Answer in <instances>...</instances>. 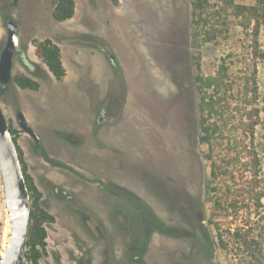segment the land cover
Segmentation results:
<instances>
[{
  "label": "rangeland",
  "instance_id": "obj_1",
  "mask_svg": "<svg viewBox=\"0 0 264 264\" xmlns=\"http://www.w3.org/2000/svg\"><path fill=\"white\" fill-rule=\"evenodd\" d=\"M57 2L19 0L15 6L0 0V54L7 21L14 19L21 49L13 77L38 83L35 90L23 89L12 79L0 87V104L39 205L52 217L44 224L45 251L28 248L24 264H34V256L37 264H240L218 246L217 232L233 231L250 217L217 213L207 193L210 163L200 141L197 81L214 75L224 60L242 81L249 70L242 62L240 8L257 1L221 0L227 26L212 42L196 38L191 0H75L74 16L63 22L53 18ZM218 2L212 0L213 6ZM261 35L260 42L264 29ZM45 40L60 47L62 81L36 55ZM21 53L37 65L36 75ZM256 79L261 99L263 61ZM18 112L39 143L20 127ZM262 134L257 127L264 176ZM51 185L72 193L76 205L55 195ZM140 203L165 226L149 240L131 206ZM6 216L0 176V247Z\"/></svg>",
  "mask_w": 264,
  "mask_h": 264
},
{
  "label": "trees",
  "instance_id": "obj_2",
  "mask_svg": "<svg viewBox=\"0 0 264 264\" xmlns=\"http://www.w3.org/2000/svg\"><path fill=\"white\" fill-rule=\"evenodd\" d=\"M109 1L113 4L119 2ZM256 1L253 7L240 8L241 26L246 34L242 62L244 68H247L245 70H249L244 73L242 81L239 83L234 78L225 60L214 75L200 76L197 81L200 93V141L208 146L205 157L210 163L207 193L212 196L217 213L230 216L244 211L250 217L245 224L233 231L219 228L217 232L218 246L238 258L240 264H264V176L256 144V130L261 126L264 148V96L260 99L256 79L258 62H264V38L260 42L264 29V0ZM191 3L196 38L199 37L204 42L215 41L227 26L222 6L226 3L222 4L221 0L217 6H213L212 0H191ZM74 13L75 0H58L53 18L56 22H63L71 19ZM36 55L43 60L57 81L64 79L66 71L57 44L52 40L40 42ZM21 57L26 69L36 75L37 65L25 53H21ZM12 81L23 89L38 88V83L29 77L16 75ZM11 131L17 143L32 199L25 251V258H28V248L30 252L38 249L45 251L47 233L44 224L47 220H52V217L39 205V191L33 178L27 173L15 136L16 131L12 127ZM52 189L59 190L57 187ZM131 206L140 217L145 240H149L154 232H162L165 228L146 204ZM141 256L138 255L135 259L141 260ZM32 260L37 264L38 256H34Z\"/></svg>",
  "mask_w": 264,
  "mask_h": 264
},
{
  "label": "water",
  "instance_id": "obj_3",
  "mask_svg": "<svg viewBox=\"0 0 264 264\" xmlns=\"http://www.w3.org/2000/svg\"><path fill=\"white\" fill-rule=\"evenodd\" d=\"M19 0H13L14 5ZM21 49L20 28L14 19L7 21V38L0 54V87L13 79L14 59ZM20 127L36 142L40 139L22 112L17 114ZM0 176L7 218L5 236L0 247V264H24L26 241L31 221L32 199L24 175L17 143L0 104Z\"/></svg>",
  "mask_w": 264,
  "mask_h": 264
},
{
  "label": "flooded vegetation",
  "instance_id": "obj_4",
  "mask_svg": "<svg viewBox=\"0 0 264 264\" xmlns=\"http://www.w3.org/2000/svg\"><path fill=\"white\" fill-rule=\"evenodd\" d=\"M103 114V113H102ZM104 119V116L103 115H100V118H99V121H102ZM52 186V185H51ZM52 187H55V186H52ZM59 189V188H58ZM53 193L57 196H60L62 197V199H64V201H66L67 203H71L73 205H76L74 204L75 201L73 200V194L68 192V191H65V190H61V191H56V190H53ZM78 206V205H77ZM135 256V255H134ZM136 257V256H135ZM135 259V258H134Z\"/></svg>",
  "mask_w": 264,
  "mask_h": 264
},
{
  "label": "bare ground",
  "instance_id": "obj_5",
  "mask_svg": "<svg viewBox=\"0 0 264 264\" xmlns=\"http://www.w3.org/2000/svg\"><path fill=\"white\" fill-rule=\"evenodd\" d=\"M6 218H7V216H6ZM3 238H2V243H4L3 241L6 239V236H5V231H4V233H3Z\"/></svg>",
  "mask_w": 264,
  "mask_h": 264
}]
</instances>
